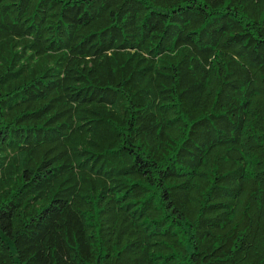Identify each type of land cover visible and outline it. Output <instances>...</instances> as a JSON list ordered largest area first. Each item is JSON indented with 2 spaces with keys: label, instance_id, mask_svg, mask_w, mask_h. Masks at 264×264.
Wrapping results in <instances>:
<instances>
[{
  "label": "trees",
  "instance_id": "1",
  "mask_svg": "<svg viewBox=\"0 0 264 264\" xmlns=\"http://www.w3.org/2000/svg\"><path fill=\"white\" fill-rule=\"evenodd\" d=\"M0 264H264V0H0Z\"/></svg>",
  "mask_w": 264,
  "mask_h": 264
}]
</instances>
